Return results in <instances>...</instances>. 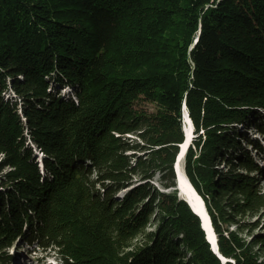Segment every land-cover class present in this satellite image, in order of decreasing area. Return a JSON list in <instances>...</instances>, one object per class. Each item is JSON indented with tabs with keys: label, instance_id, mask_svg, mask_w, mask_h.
I'll return each mask as SVG.
<instances>
[{
	"label": "trees",
	"instance_id": "16d2710c",
	"mask_svg": "<svg viewBox=\"0 0 264 264\" xmlns=\"http://www.w3.org/2000/svg\"><path fill=\"white\" fill-rule=\"evenodd\" d=\"M185 105L225 263L169 191ZM249 131L264 139V0H0V264L18 237L62 264H264L222 227L261 206Z\"/></svg>",
	"mask_w": 264,
	"mask_h": 264
},
{
	"label": "rangeland",
	"instance_id": "374dc122",
	"mask_svg": "<svg viewBox=\"0 0 264 264\" xmlns=\"http://www.w3.org/2000/svg\"><path fill=\"white\" fill-rule=\"evenodd\" d=\"M10 95H13V93H10ZM8 96H9V93H6L5 97L7 98ZM135 107L139 109V111H143L144 114H146V116H153L154 113H156L157 111L156 107L152 103L146 102V101H141L137 103ZM182 120H183L182 122L183 132L186 133L185 132L186 123L184 121V117ZM238 128L239 130H243L242 125H240ZM194 130H195V126H194ZM193 133H194L193 136H195V131H193ZM249 135L254 140L260 141V143L263 146V155L257 156L255 153V149H254L255 147H252L251 145H249L248 144L249 142L242 140L243 142L241 143V144H244L251 153H253L254 155L253 158L257 162L256 165L260 169L259 173L258 172L252 173L251 175L254 176L256 185L259 186L257 190L260 191V196L262 197L260 198L261 206L259 210L256 212L249 211L243 215L235 216L234 217L235 220H232L227 223H223L222 227L224 230L227 231L225 232L226 235L228 233H231L230 234L231 236L233 235L240 244H243L245 246L246 248L245 252L250 251L252 255H254L255 258H257L259 261L264 263V139L263 137H261L259 133L255 131H249ZM126 136L133 138L135 141H140V138L139 136H137V134H127ZM28 143L33 148V152L35 153V156L39 162L42 158V152H40V150H38L36 146H34V144L31 142L29 138H28ZM139 154L143 155V153H139ZM3 160H4V156L3 154H1L0 155V165L3 163ZM185 163H186V159H183L182 168L184 172H185ZM12 169H13L12 167L5 166V168H3L0 171V192H6L7 189H9L12 186V182L11 181L9 182V176H8L10 172H13L11 171ZM151 183L157 190L165 191L160 183V179L158 175L151 181ZM174 189L177 190V187H174L169 191H174ZM123 193H125V191ZM177 194H178V197L182 199L178 190H177ZM119 195H121V198H122L124 194H119ZM200 222H201V219H200ZM154 229H156L155 224H150L147 226V231L154 230ZM204 233L206 234L205 231ZM216 237H217V234H216ZM139 238L140 239L137 240L138 242H144L143 237L139 236ZM262 239H263V244H260L259 241H262ZM137 241H135V243H137ZM6 242L7 240L4 243ZM126 251H129V250H126ZM5 252L8 253V255L12 257L11 264H62V258H61L62 255L61 253H57V250L54 249V250L46 251V250L40 249L37 243H35L34 245H31L19 237L14 242H12V244L8 248L5 249ZM223 258H221L220 256V259L222 260V262H223ZM230 262L233 263L234 260L232 259Z\"/></svg>",
	"mask_w": 264,
	"mask_h": 264
},
{
	"label": "bare ground",
	"instance_id": "6f19581e",
	"mask_svg": "<svg viewBox=\"0 0 264 264\" xmlns=\"http://www.w3.org/2000/svg\"><path fill=\"white\" fill-rule=\"evenodd\" d=\"M183 117L184 121L186 123V129L185 132L187 134V140L181 144L182 147V154L180 155V158L176 164L177 174L179 177L180 182V190L179 194L184 199H187L189 203L192 205L196 213H198L201 216V227L206 232V238L213 248L214 252L223 258V256L219 253L218 243H217V237L214 231V227L212 225L211 217L207 211V208L205 206V203L202 199V197L197 193L193 185L191 184L190 180L188 179V176L184 172L182 168V161L185 159L188 147L190 146L192 140H193V130H194V123L193 120L190 117V114L188 112V109L186 105L183 109ZM203 222V223H202ZM205 228V229H204ZM226 259L223 258V262H225Z\"/></svg>",
	"mask_w": 264,
	"mask_h": 264
},
{
	"label": "water",
	"instance_id": "95a60500",
	"mask_svg": "<svg viewBox=\"0 0 264 264\" xmlns=\"http://www.w3.org/2000/svg\"><path fill=\"white\" fill-rule=\"evenodd\" d=\"M187 140V134L186 133H184V142ZM179 152H178V154H177V156H176V159H175V162H174V171H175V180H176V187H177V189H179L180 190V182H179V177H178V174H177V169H176V164H177V162H178V160H179V158H180V155L182 154V147H181V145H179ZM182 199L189 205V207L191 208V210L201 219V216L198 214V213H196V211L194 210V208L192 207V205L189 203V201L187 200V199H184L183 197H182ZM202 225V224H201ZM204 227V226H203ZM202 227V228H203ZM205 229V228H204ZM213 249V248H212ZM214 251V250H213ZM218 255V254H217ZM219 256V255H218ZM220 257V256H219ZM227 261V260H226ZM225 261V262H226Z\"/></svg>",
	"mask_w": 264,
	"mask_h": 264
}]
</instances>
